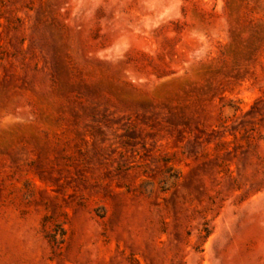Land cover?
<instances>
[{
	"label": "rangeland",
	"instance_id": "1",
	"mask_svg": "<svg viewBox=\"0 0 264 264\" xmlns=\"http://www.w3.org/2000/svg\"><path fill=\"white\" fill-rule=\"evenodd\" d=\"M0 264H264V0H0Z\"/></svg>",
	"mask_w": 264,
	"mask_h": 264
}]
</instances>
